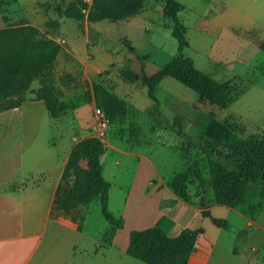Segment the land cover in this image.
<instances>
[{"label": "rangeland", "instance_id": "1", "mask_svg": "<svg viewBox=\"0 0 264 264\" xmlns=\"http://www.w3.org/2000/svg\"><path fill=\"white\" fill-rule=\"evenodd\" d=\"M177 1L189 43L186 55L196 68L225 84L229 97L240 93L225 109L165 77L156 94L162 114L154 112V118L147 114L152 102L146 87L140 80H124L128 70L153 74L176 53L173 23L164 16L160 0H149L128 20L92 24L65 16L78 0H0V30L32 27L39 33L36 40L60 47L30 89L51 86L67 106L52 119L44 102L28 94L19 107L0 112V193L10 197L0 203L6 212L0 223L20 224L38 241L30 264H145L126 255L125 248L131 230L153 225L170 235L191 232L185 264H264V210L251 218L214 198L212 163L238 175L243 167L227 149L202 138L195 129L199 122L191 120L196 113H211L236 126L245 138L264 133V53L259 49L264 0ZM134 54L147 57L140 60ZM99 74L129 109L125 120L107 118L105 127L88 97ZM174 117L182 119L179 127ZM89 135L101 137L106 145L108 210L124 220L112 241L103 238L108 222L98 199L83 208L81 230L69 219L67 207L57 220L48 214L72 145ZM188 165L198 174L189 178L190 200L185 202L167 182ZM247 183L264 190L261 174Z\"/></svg>", "mask_w": 264, "mask_h": 264}, {"label": "trees", "instance_id": "2", "mask_svg": "<svg viewBox=\"0 0 264 264\" xmlns=\"http://www.w3.org/2000/svg\"><path fill=\"white\" fill-rule=\"evenodd\" d=\"M148 1L92 0L87 5L78 0L79 4L76 3L65 16L73 20L85 19L90 23L103 20L116 22L140 14ZM160 1L164 16L173 23L170 33L177 42L176 53L153 74H139L128 70L124 73V80L128 83L140 80L146 87L147 96L152 102L147 114L154 118V112L162 114L159 111L156 88L165 77L193 90L201 101H207L219 109L227 108L240 93L229 97L225 84L196 68L194 61L186 55L189 46L186 28L178 18L182 10L181 3L177 0ZM85 10L86 14L83 13ZM38 36L39 33L32 27L0 30V112L19 107L27 100L26 95L30 94L31 99L43 101L49 116L57 119L67 106L58 98L54 89L44 85L35 90L30 89L31 83L37 77L43 76L45 67L53 63L60 51V47L51 41L44 40L41 43L36 40ZM36 41L40 44H36ZM259 49L264 53V41L259 44ZM134 56L140 60L147 57L137 54ZM101 76L99 74L97 79L91 81L89 99L104 112L110 122L125 120L129 112L127 101L115 93L113 85ZM178 121L182 122V119L174 117V122ZM195 129L209 143L227 149L243 167L238 175L212 163L214 170L211 171V179L216 203L239 208L251 218L260 215L264 210V190L252 188L247 180L258 174L264 177V133L245 138L236 126L216 119L211 113L204 114ZM106 151L103 139L98 136L89 135L74 142L57 182L49 217L57 220L67 207L69 219L77 230H81L84 221L83 208L98 199L102 216L108 222L103 238L112 241L117 231L122 228L124 220L108 210L110 183L103 175V156ZM193 174H198V171L188 165L167 182L174 194L185 202L190 200L188 181ZM201 214L205 217L207 213L203 210ZM192 243V234L187 229L177 235H170L164 228L153 225L131 230L125 253L145 264H185Z\"/></svg>", "mask_w": 264, "mask_h": 264}, {"label": "crops", "instance_id": "3", "mask_svg": "<svg viewBox=\"0 0 264 264\" xmlns=\"http://www.w3.org/2000/svg\"><path fill=\"white\" fill-rule=\"evenodd\" d=\"M128 19H125V20H128ZM85 42H87V40ZM129 46H131V44H130V41L128 40V47ZM131 49L134 50V48H131ZM100 71L101 70H98V72ZM159 85L156 88V94H158ZM161 106L163 105L161 104ZM202 116H203L202 112L198 114L196 113L193 115L191 120L195 124H197L201 120ZM19 192H20L19 189H17V194H20ZM54 192H55V189H54ZM53 196H54V193H53ZM4 199H10L9 194L0 193V203ZM52 200H53V197L51 199V203L48 209V214L50 212ZM38 201L39 199L37 198V202ZM5 215H6V212H4L2 207H0V217H4ZM118 231H117V234H118ZM174 235H177V234H174ZM37 245H38V241H36L34 236L32 234L26 233L20 224L13 223L12 225H8L7 227H2V224L0 223V264H30Z\"/></svg>", "mask_w": 264, "mask_h": 264}, {"label": "built area", "instance_id": "4", "mask_svg": "<svg viewBox=\"0 0 264 264\" xmlns=\"http://www.w3.org/2000/svg\"><path fill=\"white\" fill-rule=\"evenodd\" d=\"M61 43V39L59 41ZM95 112L98 116H102L103 117V121H102V126L105 127L107 125V116L104 114V112L102 110H100L99 108L95 109Z\"/></svg>", "mask_w": 264, "mask_h": 264}]
</instances>
